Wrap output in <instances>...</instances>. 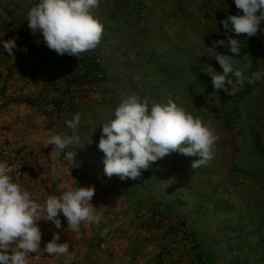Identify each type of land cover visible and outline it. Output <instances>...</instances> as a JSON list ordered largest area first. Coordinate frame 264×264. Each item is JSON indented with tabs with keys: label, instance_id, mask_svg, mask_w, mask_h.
Returning <instances> with one entry per match:
<instances>
[{
	"label": "rangeland",
	"instance_id": "374dc122",
	"mask_svg": "<svg viewBox=\"0 0 264 264\" xmlns=\"http://www.w3.org/2000/svg\"><path fill=\"white\" fill-rule=\"evenodd\" d=\"M115 1L117 23L126 21L132 29L130 43L107 41L97 53L91 50L79 59L50 50L40 42L42 36L38 32L33 41L29 40L31 31L22 26L0 29L4 40L17 38L18 46L13 50L14 60L0 48L2 73L11 70L10 78L15 79L16 86V79L29 87L39 85L36 94L16 92V104L23 103L45 117L48 126L41 136L45 142L54 134L72 135L66 121L76 113L81 115L75 130L79 143L67 149L76 151L78 166L70 169L69 177L70 183L74 181L79 186L93 180H87L89 176L108 178L103 170L104 153L98 148V124L113 113L126 94L136 93L161 103L172 100L194 116L211 122L219 139L214 159L207 165L192 170L190 164L196 157L173 151L126 186L125 192L131 191L137 200L131 205L134 219L149 214L144 225L138 221L136 230L140 237L142 231L149 235L138 237L141 242L134 239V251L139 248L137 255L142 256L145 246L151 249L145 252L144 264H264V79L242 88L229 87L227 94L213 91L210 77L202 71L207 64L222 71L215 58L207 56V46L218 39L226 40L227 35L235 37L234 33L226 34L220 24L228 14L239 11L234 0ZM147 4H151L152 11L145 9ZM11 5L21 10L22 15L16 12V22L25 19L27 0H8L5 8L12 10ZM261 26L264 28V22ZM18 36L25 38L19 41ZM238 38L244 45L237 59L242 66L251 64L246 75L264 70V31L258 30L250 38L243 34ZM25 48L26 51L21 50ZM217 51L232 55L220 45ZM4 94L2 90V98ZM0 138L6 151L16 145V150L7 153L0 148V161L13 168V180L36 200L38 189L29 169L47 163L56 168L58 161L70 168L63 153L55 158L35 155L31 144L24 137L15 136L9 126H0ZM52 148L42 147L46 151ZM189 202L196 209L187 216L183 209L190 206ZM172 207L180 211L169 216ZM60 219L61 226L73 232L63 222L64 217ZM37 223L55 227L43 219ZM68 243L70 253L75 254L71 264H76L80 260L76 244ZM125 255L132 257L129 264L142 262L132 253L119 254L112 262L119 264ZM64 257H55L54 264ZM50 260L44 256L38 264Z\"/></svg>",
	"mask_w": 264,
	"mask_h": 264
},
{
	"label": "clouds",
	"instance_id": "9594fccd",
	"mask_svg": "<svg viewBox=\"0 0 264 264\" xmlns=\"http://www.w3.org/2000/svg\"><path fill=\"white\" fill-rule=\"evenodd\" d=\"M27 3L28 28L34 35L40 33L43 43L58 55L79 59L82 53L98 46L103 24L95 18L93 9L99 0H36L35 3L27 0ZM234 4L239 11L228 14L220 24L226 34L231 32L235 37L227 35L226 40L218 39L207 46V56L214 57L222 71H216L211 64L202 70L210 77L213 91L223 90L227 94L229 87L242 88L264 79V70L246 75L251 64L242 66L237 59L244 45L238 37L243 34L250 38L258 30L264 31L261 26L264 0H234ZM16 39L4 40L0 35L2 52L6 51L13 60V50L18 47ZM217 45L228 49L232 55L217 51ZM80 121L81 115L76 113L66 121L73 134L51 135L44 145H52L57 154H64L70 165L69 173L72 167L78 166L76 151L67 149L79 143L75 130ZM98 125L101 126L98 148L104 153V174L118 176L121 180H136L144 170L173 151L196 157L190 167L192 170L200 168L214 159L219 139L211 122L194 116L172 100L161 103L136 93L123 96L113 113L102 118ZM12 172V167L0 161V264H31L28 257L38 250L50 257L65 256V264H71L75 257L70 254L67 241L59 242V232H54L41 249L42 233L37 222L43 219L61 229L62 215L72 231H78L82 223L99 224L101 215L91 203L94 186L75 183L58 196H47L40 203L13 180Z\"/></svg>",
	"mask_w": 264,
	"mask_h": 264
},
{
	"label": "crops",
	"instance_id": "0c3cea01",
	"mask_svg": "<svg viewBox=\"0 0 264 264\" xmlns=\"http://www.w3.org/2000/svg\"><path fill=\"white\" fill-rule=\"evenodd\" d=\"M7 2L5 0H0V29L13 28L16 26H20L19 28H21L22 26V28L30 30L27 26V21L24 18H22L19 22H16V12L20 14L21 10L12 5V10L5 8V6H7ZM147 6L148 8L145 9L148 12L153 10L149 8L151 4H147ZM115 9V0L108 2L105 0H99L98 6L93 9L95 18H97L99 22L103 24L102 37L98 46L94 49L96 50L95 53L101 49L102 44H105V42L107 44V41L108 43H111L116 40V42L119 41L125 44L131 35L130 33L132 29H130L126 21L124 22L121 20V23H117ZM162 12L165 11L162 10ZM100 14H102L103 17L100 18ZM30 35H32V37H29V40L34 41L35 35L31 32ZM18 37L19 41L25 38L21 36ZM25 41L26 40L23 42ZM40 42L43 41L41 40ZM10 76H12L11 70H6L4 73H2L0 68V94L2 90L5 93L3 98L0 95V126H9L15 136L24 137V139L31 144V147H33V152L35 155H48L49 158L50 156L51 158L57 157V152H54V149H49V151L42 149L46 142L41 136L46 134L45 128L48 126L45 117L39 116L35 111L31 110V107L29 110V107L23 103L16 104V92L26 95L36 94V91L39 89V85L34 84L33 87H29L23 84L20 79H16V81L19 82L16 86L15 79H11ZM95 161L97 162L98 160ZM28 171L30 172L29 175L32 176L36 181L39 194L37 201L40 203H43L47 196H58L67 186L75 185L74 181L70 183L72 179L69 177V166L67 164L60 163L59 161L56 168H52V166L47 163V165L44 167L39 166L33 170L29 169ZM113 177L114 176H111L101 180L99 178L95 179V176H89L87 180H93L80 184V186H94L95 194L91 203L96 206L97 212L101 215L100 223H82L79 230L73 232L68 231L67 228H64L63 226H61V229H56L55 227L48 228L40 225L39 228L42 233L40 244L41 249H43L44 245L49 240H51L54 232H59V242L67 241L76 244V251L80 258L76 264H115L112 262V258L116 259L119 254L124 253H132L137 257V254H139L137 250L139 248L134 251V239L138 237L142 238V236L148 237L149 235L144 231L141 232V237L136 234L138 221L144 225L145 219L148 218L149 214H140L136 219H134L136 215H133L134 211L132 210L131 205L137 200L134 193L129 191L131 194L130 195L128 192H125L126 186L131 184L133 180H121L120 178H117V176L114 178ZM117 187H120L121 190L117 189ZM117 193H119V195H117ZM127 195L130 197H127ZM189 203L190 206L183 209V214L188 213L187 216L193 214L196 209V206L193 205L194 203ZM147 204L148 200L145 201V205ZM169 209V216L176 214V212L179 213L180 211L177 207H172ZM139 238L138 240L141 242V239ZM100 240L105 241L107 245L114 250V253L108 255H102L99 253L97 242ZM144 249H142L144 255H141L145 258L138 256L140 259H142L140 264H144V259L147 261V255L145 252L148 249L151 251L148 246H145ZM44 256L50 257L46 252L43 253V250H38L36 254L31 253L28 259L30 260L31 264H38V260L42 259ZM54 261L55 257H51V260L46 264H54ZM41 263L45 264V262ZM133 263L134 262H132V264Z\"/></svg>",
	"mask_w": 264,
	"mask_h": 264
},
{
	"label": "built area",
	"instance_id": "2783aa9c",
	"mask_svg": "<svg viewBox=\"0 0 264 264\" xmlns=\"http://www.w3.org/2000/svg\"><path fill=\"white\" fill-rule=\"evenodd\" d=\"M2 135L4 136V135H5V132H2ZM0 140H2V139L0 138ZM0 148H1V150H3L4 152L7 153L9 150H11V151L16 150V145H13V146L9 147L8 150L6 151V148H5L4 144H1V141H0ZM32 186H33V185L30 184V188H32ZM47 222H48V221H47ZM63 222L67 224V222H66V218H65V217H64ZM97 246H98V250L106 251L107 253H112V252L114 251V250H113L110 246H108L107 243H106L105 241H103V240L98 241ZM70 254H71L72 256L75 257V254H74L73 252H71ZM66 259H67V257H64V259H58L57 262H56V264H65ZM131 260H132V257H131L130 255H125V256L120 260L119 264H129ZM73 261H74V260H73Z\"/></svg>",
	"mask_w": 264,
	"mask_h": 264
}]
</instances>
